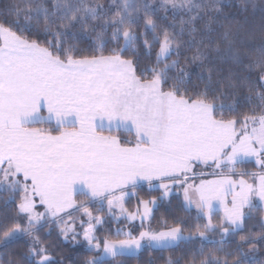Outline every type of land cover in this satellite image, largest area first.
I'll return each mask as SVG.
<instances>
[{
	"label": "snow or ice",
	"instance_id": "1",
	"mask_svg": "<svg viewBox=\"0 0 264 264\" xmlns=\"http://www.w3.org/2000/svg\"><path fill=\"white\" fill-rule=\"evenodd\" d=\"M229 6L0 0V264H264V3Z\"/></svg>",
	"mask_w": 264,
	"mask_h": 264
},
{
	"label": "trees",
	"instance_id": "2",
	"mask_svg": "<svg viewBox=\"0 0 264 264\" xmlns=\"http://www.w3.org/2000/svg\"><path fill=\"white\" fill-rule=\"evenodd\" d=\"M226 3H228L230 6L226 7L224 9V12L227 13L229 16H235L237 19H244L245 16H247L249 19H252V10L249 9L248 12L244 13L241 12L238 8V4L240 3V0H225ZM254 2L259 5L261 3H264V0H254ZM259 13L257 12L256 18L258 20ZM242 167H247L250 171H254V168L251 164L249 165H243ZM140 194L142 196L145 195V193L148 191L147 186H144L142 190H139ZM153 195H159L158 191H153ZM146 198V197H145ZM79 199H83V197H79ZM135 199L131 200V202L127 205L130 210L134 209L135 207ZM177 201L175 199H172L171 204L168 203V201H163L159 204L158 208L155 211V219L153 220V226H157V221L161 219V217H167L171 219L173 216H183L185 213L182 211H179L177 209ZM124 226L123 221L120 222H113L111 220H108L102 228H100V231L98 234H103L108 229H115L116 227H122ZM249 227L252 228L253 232H259V227L256 225V221H251L249 223ZM54 238V237H53ZM215 239H219L218 236L214 237ZM235 240H238L239 237H235ZM199 247V243L197 242L195 245H187L182 246L180 249H177L176 251H143L138 257H132L127 260H125V264H149V261H151V264H165V261L171 256L173 259L178 258L180 256H186L188 254V250L190 248ZM229 247H234V243H230ZM258 251L256 252V259L257 261L264 260V244H259ZM16 246H13L9 250H3L0 249V253L3 254L4 260H7L10 258V255L12 252L15 251ZM212 248L211 245H208L205 248V251H209ZM245 250L247 251V246H245ZM57 257V259H60L61 257L64 258V264H81V262L86 258L87 254L83 251L82 247L77 246L76 248H73L71 245H59L54 253ZM181 264H184V261L181 260Z\"/></svg>",
	"mask_w": 264,
	"mask_h": 264
},
{
	"label": "rangeland",
	"instance_id": "3",
	"mask_svg": "<svg viewBox=\"0 0 264 264\" xmlns=\"http://www.w3.org/2000/svg\"><path fill=\"white\" fill-rule=\"evenodd\" d=\"M252 166H253V165H252ZM253 168H254V170H257L254 166H253ZM123 223H124V226H122V227H125L127 222L123 221ZM137 223H138V222H137Z\"/></svg>",
	"mask_w": 264,
	"mask_h": 264
},
{
	"label": "crops",
	"instance_id": "4",
	"mask_svg": "<svg viewBox=\"0 0 264 264\" xmlns=\"http://www.w3.org/2000/svg\"><path fill=\"white\" fill-rule=\"evenodd\" d=\"M210 178V177H209ZM146 186V185H145Z\"/></svg>",
	"mask_w": 264,
	"mask_h": 264
}]
</instances>
